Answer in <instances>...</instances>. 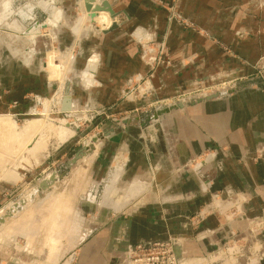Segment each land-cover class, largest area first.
<instances>
[{
  "label": "crops",
  "instance_id": "1",
  "mask_svg": "<svg viewBox=\"0 0 264 264\" xmlns=\"http://www.w3.org/2000/svg\"><path fill=\"white\" fill-rule=\"evenodd\" d=\"M109 3L118 26L82 42L84 57L77 68L88 86L73 92L75 101L80 98L83 103L109 107L117 101L129 77L145 71L139 48L129 38L137 27L165 39L171 55L170 66L151 79L154 98L137 103L143 107L154 99H172L192 89L247 77L264 56V0ZM160 3L175 4L178 15L195 29L185 30L169 22ZM139 12L144 15L138 16ZM30 78L35 93H46L42 73ZM25 90L10 101H21ZM133 107L117 102L114 110ZM163 126L142 127L136 123L105 129L110 133L93 157L90 178L96 183L107 177L111 180L107 186L103 184L102 208L92 205L101 209L94 218L97 234L82 244L77 264H116L124 261L130 246L168 241H174L175 254L181 258L198 259L221 249L234 229L245 228L246 218L263 213L264 155L256 162L253 158L255 151L264 147V90H243L172 111L163 116ZM205 151L209 153L206 163L197 165L194 172L186 170V164ZM114 163L118 167L109 176ZM199 182H209L211 191L223 198H245L246 218L225 224L222 217L211 215L191 227L189 219L208 201V196L199 191ZM118 185L124 187L123 197L131 201L127 206L115 199L107 202L111 195L116 197ZM96 193L89 195L93 202ZM260 240L261 251L254 264H264V235Z\"/></svg>",
  "mask_w": 264,
  "mask_h": 264
},
{
  "label": "rangeland",
  "instance_id": "2",
  "mask_svg": "<svg viewBox=\"0 0 264 264\" xmlns=\"http://www.w3.org/2000/svg\"><path fill=\"white\" fill-rule=\"evenodd\" d=\"M2 1L0 0V5ZM34 1L36 0H4V4L0 6V116H7L12 120L18 131L23 130L30 121H39L36 136L33 135L32 139L40 137L43 140L42 142L40 139L42 145L37 147L35 153L25 154L23 149L16 152L17 144L12 145L14 149L10 153L0 149V212H5L3 216L0 215V218L4 217L0 227H10L0 239V264H77L82 244L97 234L94 218L96 211L102 208L105 191L103 184L107 186L111 180L107 177L102 183H96L90 178L93 157L110 133L105 129L109 126L136 123L142 127L162 128L163 116L196 104L197 99L223 94L217 97L221 98L249 89L264 90V56L253 66L252 73L247 77L222 85L192 89L172 99H154L143 107L137 103L154 98L155 89L151 79L156 72L170 66L171 55L165 39L159 40L146 28L137 27L129 33V38L139 48V57L145 71L129 77L117 101L110 104L111 106L104 107L90 101L83 103L80 98L76 101L72 98L75 90L81 92L82 88L88 86L82 82L83 72L77 68L78 61L84 57L82 42L92 34L116 29L117 15L112 20L107 13L101 12L109 23L103 22L100 25L96 22L99 14L84 23V27L77 32L74 28H80L83 24L79 19L82 16V13H79L80 0H57L55 6L61 10L62 17L58 23L53 21L52 29L39 30V34L33 39L16 36L17 34L8 29V25L13 22H16L22 31L34 22L42 23L49 18L38 10L33 4ZM98 1V5L103 1L109 3V0ZM109 5L111 7L110 3ZM159 7L167 11L169 22H175L185 30L195 29L190 22L178 15L175 4L160 3ZM137 14L143 16L144 12ZM114 24L116 26L111 29ZM50 55L59 67L55 69L58 74L56 71L52 76L48 70ZM25 65L28 68H24ZM37 72L42 73L45 81L46 93L42 95L32 90L35 83L30 75H36ZM24 89L28 91L21 101H10L13 98L18 99ZM5 97L9 100L5 101ZM117 102L133 104L134 107L117 112L114 110ZM164 110L169 112L162 114ZM62 127L68 129V132L63 131ZM34 146L35 142H30L28 150ZM13 153L16 155H10ZM208 155V151H205L189 161L186 170L194 172L197 165L206 163ZM263 155L264 147H261L255 151L253 161L260 160ZM20 156L25 159L28 157L27 161L17 163L18 159L19 162L22 160ZM117 163L122 167L121 161ZM117 163H114L108 172L109 176L116 171ZM14 166H17L15 171L19 179L11 180L12 176H9L11 179L4 178L1 172L5 168L10 171ZM58 172L63 176L60 180L47 190L36 194L31 201H27L21 211L13 213L11 217H5L13 205L27 200L28 195L38 189L44 179L52 173L58 175ZM117 188L116 197L111 195L107 202L115 199L117 203L121 202L120 205H129L131 201L128 202L123 197L124 187L118 185ZM198 188L202 195L208 196V201L189 219L191 227L199 226L211 215L222 217L225 224L246 218L245 198H223L220 193L211 191L209 182H199ZM94 192H97L95 202L91 200V194ZM229 202L232 203L230 207L227 205ZM28 204L30 205L27 206ZM93 204L100 208L93 209ZM17 217L20 218L18 222ZM245 222V228L234 229L232 238L215 253L198 259L180 257V263L200 264L203 261L202 264H206L208 261L209 264H254L258 252L261 251L260 238L264 235V203L263 213L246 218ZM121 262L123 261L116 264H122Z\"/></svg>",
  "mask_w": 264,
  "mask_h": 264
},
{
  "label": "bare ground",
  "instance_id": "3",
  "mask_svg": "<svg viewBox=\"0 0 264 264\" xmlns=\"http://www.w3.org/2000/svg\"><path fill=\"white\" fill-rule=\"evenodd\" d=\"M54 1H56V0H36V1H34V5L37 7V8H39L40 10H42V11H44V12H46V15L49 17L47 20V23L48 24H53V21L54 22H56V23H58V21H59V18L60 17H62V12H61V10L60 9H58V8H56V6L53 4L54 3ZM82 1L83 0H80V2H79V5H80V14L82 13V16H80V23L82 22L83 24V26L82 25H80V28L78 27V26H76L74 29H75V31H77V32H79L80 31V29L82 28V27H84V23H87V22H89V18H88V16H87V14L85 13V9H84V4H82ZM95 2H96V4H98L99 3V1L98 0H95ZM95 4V5H96ZM84 13V14H83ZM100 14V16H99V18H96V22H98L100 25L101 24H103V22H105L106 24L107 23H109L108 22V20H106L104 17V15H103V13H98L97 15H96V17H98V15ZM52 17H53V20H52ZM79 19H78V21H79ZM77 21V22H78ZM79 23V24H80ZM11 24V23H10ZM7 26V25H6ZM22 27V26H21ZM8 29H10L11 31H13L14 33H15V35L16 36H20V34H22L23 33V30L22 31H20L21 29H20V26L16 23V22H13L10 26L8 25ZM39 28H36V29H34V30H31L30 32H29V34L27 35V36H25L24 38H27V37H30L31 39H33L35 36H37V34H39ZM12 32V33H13ZM8 33V32H7ZM28 43H30V44H34V42H32V41H28ZM49 63H48V70H50V74H51V76L52 75H55V72L57 71V70H55V69H58L59 67H58V65H56V63L54 62V61H52V55H50V57H49ZM63 63V62H62ZM70 63V62H69ZM66 65V64H65ZM66 66H68V64L66 65ZM70 66V65H69ZM56 74H58V71L56 72ZM54 77V76H53ZM56 77V76H55ZM40 122L39 121H30V122H28L27 124H26V126L24 127V129L22 130L21 129V131H18L17 129H16V126H15V124L12 122V120H10L7 116L6 117H4V116H0V136L2 137H0L1 138V141H0V149L1 150H4V152H8V153H10L11 152V150H13L14 149V147H12V145L13 144H17V150H15L16 152L18 151V150H22L23 149V151L25 152V154L26 153H28V152H36V150H37V147H40L42 144L40 143V139L42 140V138H40V137H38V138H36V140L35 139H32V137H33V135H35L36 134V131H37V129H38V124H39ZM50 125V124H49ZM42 127V126H41ZM54 128V127H53ZM63 128V131H65V132H68V129H66L65 127H62ZM46 129V128H45ZM53 130V129H52ZM62 131V130H61ZM62 131V132H63ZM7 136H9L8 138H7ZM36 136V135H35ZM33 140V141H32ZM12 141V142H11ZM15 142V143H14ZM30 142H35V146H34V148H31L30 150H28L29 148H28V145H29V143ZM42 142H43V140H42ZM14 146V145H13ZM10 155H16V154H10ZM27 157V156H26ZM10 158V157H9ZM20 158H21V156H20ZM22 160H20V162H19V159H18V162L17 163H19V164H21V162H26L27 161V159H28V157H27V159H25V157H23L22 156V158H21ZM14 161H15V159H13ZM17 160V159H16ZM17 167V166H16ZM16 167L14 166L13 168H11L10 169V171H6V169L7 168H5V170L3 171V172H1L2 173V175L4 176V178H6V179H11V178H9V176L11 177L12 176V179L11 180H14V181H16L17 179H19V176L17 175V173H16V171H15V169H16ZM5 171H6V173H5ZM2 175H1V177H2ZM27 196V195H26ZM25 196V197H26ZM63 201V200H62ZM59 203V202H58ZM30 204H28L27 206H29ZM50 205V204H49ZM52 205V204H51ZM54 205V204H53ZM61 205V204H60ZM59 205V206H60ZM58 206V205H57ZM65 206V205H64ZM9 207V206H8ZM61 207V206H60ZM67 207V206H66ZM8 209V208H7ZM68 209V208H67ZM25 210V209H24ZM65 211V210H64ZM60 212V211H59ZM62 212H63V210H62ZM3 213H5L4 212V210H2L1 212H0V215H2ZM26 214V213H25ZM18 215V214H17ZM16 215V216H17ZM28 215H29V213H28ZM3 216V215H2ZM24 216V215H23ZM1 217V216H0ZM12 218H15V217H12ZM28 218V217H27ZM18 219H20V218H18L17 217V222H18ZM24 219L26 220V218H25V216H24ZM46 219V218H45ZM59 219V218H58ZM4 225H5V223H4ZM9 225V224H8ZM3 227V228H2ZM0 228H2V231L0 232V239H1V237H4L3 235H4V232H5V230L7 229H10V227L9 226H1ZM13 228V227H12ZM1 230V229H0ZM6 230V231H7ZM58 236H59V234H58ZM185 263H187V262H185Z\"/></svg>",
  "mask_w": 264,
  "mask_h": 264
},
{
  "label": "water",
  "instance_id": "4",
  "mask_svg": "<svg viewBox=\"0 0 264 264\" xmlns=\"http://www.w3.org/2000/svg\"><path fill=\"white\" fill-rule=\"evenodd\" d=\"M56 1H57V0H56ZM56 1H54V3H53L54 5L56 4ZM33 4H34V3H33ZM83 4H84V9H85L84 11H85V13L87 14V16H88V18H89L90 20H93V19L96 17V15H97L98 13H101V12H105V13H107V14L109 15L110 19H112V20H114V18L116 17V13H114V11L111 9L109 3L106 2V1H103L100 5H98V4L95 5V1H94V0H83ZM38 10L46 16V12L40 10L39 8H38ZM83 14H84V13H83ZM115 26H116L115 24H114V25H111L110 28L113 29ZM53 27H54V24H48V23H47V20L44 21V22H42V23L34 22L33 24H31V25L25 27V28L23 29V33L20 34V35H21L22 37H25V36H27V35L29 34V32H30L31 30H34V29H36V28H39L40 31H41L42 29H45V28H50V29H52ZM222 95H223V94H213V95L207 96V97H205V98H203V99H197V100L195 101V103H199V102H203V101H208V100H211V99H215V98L220 97V96H222ZM65 109H67V108H65ZM168 112H169V110H164V111L162 112V114H163V113H168ZM68 166H69V163H68ZM64 168H65V167H64ZM62 177H63V176H62V174H61L60 172H58V175H56V173H52V174H50L46 179H44V180L40 183L38 189L33 190V191L28 195L27 200H24V201L22 200V201H20L19 203L13 205V206L11 207L10 211H8V212L6 213L5 217H11L13 213H17V212L21 211V210L24 208V205H25V203H26L27 201H31L32 198H33L36 194H38V193H40V192H43V191L47 190V188H48L49 186L53 185L55 182H57L58 180H60ZM3 222H4V217H3V218H0V225L3 224ZM176 257H177V259L180 258L179 254H178L177 252H176Z\"/></svg>",
  "mask_w": 264,
  "mask_h": 264
},
{
  "label": "built area",
  "instance_id": "5",
  "mask_svg": "<svg viewBox=\"0 0 264 264\" xmlns=\"http://www.w3.org/2000/svg\"><path fill=\"white\" fill-rule=\"evenodd\" d=\"M173 246L174 241L130 246L125 253L123 264H181Z\"/></svg>",
  "mask_w": 264,
  "mask_h": 264
}]
</instances>
